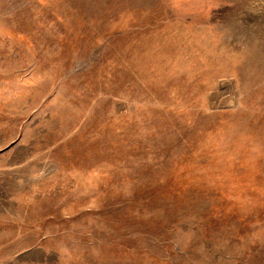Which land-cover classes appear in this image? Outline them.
Listing matches in <instances>:
<instances>
[{
	"label": "rangeland",
	"instance_id": "obj_1",
	"mask_svg": "<svg viewBox=\"0 0 264 264\" xmlns=\"http://www.w3.org/2000/svg\"><path fill=\"white\" fill-rule=\"evenodd\" d=\"M0 264H264V0H0Z\"/></svg>",
	"mask_w": 264,
	"mask_h": 264
}]
</instances>
